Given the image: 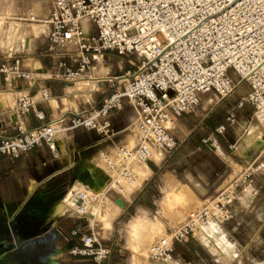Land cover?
I'll return each instance as SVG.
<instances>
[{"label": "built area", "instance_id": "2783aa9c", "mask_svg": "<svg viewBox=\"0 0 264 264\" xmlns=\"http://www.w3.org/2000/svg\"><path fill=\"white\" fill-rule=\"evenodd\" d=\"M28 14L48 30L52 45L78 48L76 66L62 63L65 81L82 79L84 73L93 71L94 59L106 51L138 60L133 71L110 79V91L99 105L73 111L69 117L29 126L25 118L34 111L36 99L22 93L14 108L16 133H0V153L13 157L43 143L56 149L61 135L70 136L80 127L95 130L107 140L116 135L110 112L127 101L136 112L129 127L133 142L103 154L109 180L100 201L108 190L117 191L124 200L133 194L139 171L155 154L178 147L176 118L198 106L205 93L214 91L224 99L246 82L250 91L237 106L251 103L256 117L264 121V0H53L45 16ZM0 73L5 81L35 78L23 67L20 53L12 62H2ZM49 98L44 89L41 99ZM35 115L44 118L42 112ZM235 120V113L227 117L228 123ZM226 128L219 125L216 132L222 134ZM253 164L247 163L219 193L191 211L166 236L155 239L148 262L172 264L177 243L187 242L208 224L232 220L238 188L252 181ZM71 210L81 217L95 216ZM71 253L91 257L92 264H105L111 248L100 232L91 230L82 234V245L73 247Z\"/></svg>", "mask_w": 264, "mask_h": 264}, {"label": "crops", "instance_id": "0c3cea01", "mask_svg": "<svg viewBox=\"0 0 264 264\" xmlns=\"http://www.w3.org/2000/svg\"><path fill=\"white\" fill-rule=\"evenodd\" d=\"M46 15V14H45ZM43 15V16H45ZM40 16V15H39ZM42 16V17H43ZM36 34V33H35ZM43 36L26 37L23 67L32 71L35 78H13L5 81L0 73V133L13 135L16 133L14 108L18 97L28 92L34 95L35 109L25 120L29 126H37L50 122L62 116H70L73 111L91 109L99 105L110 91V79L124 75L136 68V57L119 55L115 51H106L103 56L94 59L95 68L87 71L82 79L96 85L89 93L90 99L84 100L76 89L74 81H65L62 78L65 62L76 66L79 61L77 52H64L58 46L52 45L48 30L44 27ZM28 42V43H27ZM3 61L0 60V65ZM9 62V61H8ZM98 68L99 75L96 74ZM81 83V82H80ZM81 83V87L84 86ZM50 93L49 99H41L42 91ZM250 91V90H249ZM249 93V92H248ZM247 93V94H248ZM230 96V95H229ZM228 96V97H229ZM201 106L194 107L190 112L176 118V137L179 145L174 150L158 151L155 157L146 165L148 178L143 187L136 186V193L125 201V207L116 203L121 198L114 190H108V198L115 204L111 213L120 217L143 205L156 212V202L142 201L148 192L150 182L168 176L177 187L186 190L190 195L198 198L202 205L219 193L237 176L227 174L228 163L225 159L223 133H217L216 128L225 124L231 127L234 124L227 122V117L233 112L222 111L216 114L223 106L224 99L214 91L202 96ZM217 97V102L209 107V103ZM239 103V102H238ZM238 105V104H237ZM35 112H42L43 119H39ZM136 112L131 104L124 101L123 107L111 111L109 119L116 135L105 140L95 130L83 127L75 129L70 136L61 135L56 149H51L43 143L29 152L18 157L0 153V225L4 224L1 236L7 238V245L19 253L24 264H92V258L75 255L71 249L82 245V234L91 230L103 232V242L111 248V255L105 264H145L139 251L130 250L124 239L116 237L114 231L96 225V219L90 216L81 217L74 213L59 212L57 202L64 191L78 180L73 181L72 169L76 160L96 165L102 162L104 153H112L120 144H131L133 135L129 129ZM227 129V128H226ZM132 139V142H131ZM220 140V141H219ZM223 144H226L225 147ZM232 144H228L229 147ZM212 150L223 162L220 170H214L202 175L186 171L179 172L178 164L186 161L193 152L207 149ZM92 171V169H90ZM242 171V170H241ZM116 219V218H115ZM5 222V223H4ZM167 232L176 227L172 219L163 222ZM98 228H103L100 231ZM20 243V244H19ZM192 240L185 244L187 250H192ZM181 243H177L176 246ZM22 245V246H20ZM182 245V244H181ZM175 246V247H176ZM141 261V262H140ZM148 264H154L149 262Z\"/></svg>", "mask_w": 264, "mask_h": 264}, {"label": "rangeland", "instance_id": "374dc122", "mask_svg": "<svg viewBox=\"0 0 264 264\" xmlns=\"http://www.w3.org/2000/svg\"><path fill=\"white\" fill-rule=\"evenodd\" d=\"M52 2L53 0H15L13 8L10 9L11 17L0 24L1 61L12 62V57L16 53H20L22 58L29 57L23 52V47L28 41L26 37L34 38L37 35L42 37L44 27H42L41 22L29 19L28 13L33 11L34 14L42 17L49 12ZM36 26L41 27L39 33L34 34V27ZM67 51L77 52L78 48L70 46L64 50V52ZM95 71L97 75L100 74L98 68ZM234 79L238 80V77L235 75ZM80 82L86 84H82L84 86L81 87ZM74 83L76 89H79L80 97L88 101L90 99L89 93L91 89L96 88V85L84 79L76 80ZM249 90L250 87L246 82L239 84L235 91L224 100L223 106L218 108L216 114L220 115L222 111L230 110L235 113L237 118L236 123L227 127L222 136L226 144L235 145V147L230 148L227 147L228 144H223L224 147L226 145L224 157L228 159L226 160L228 163L227 174L231 177L237 176L247 163H254V177L250 183L243 184L238 188L235 217L225 223H211L202 227V229L213 227L215 230L202 234L201 229L195 237H190L189 241H193L192 250H187L188 246L185 245L187 242L176 246L175 260L172 264H264V121H260L256 117L255 107L251 103L244 102L242 107L237 106ZM217 100L215 97L208 104L209 107L214 105ZM199 105L201 106V103ZM190 155L186 161L178 164L181 174L186 171H193L199 175L208 174L214 170H220L223 164L219 156L209 148L195 151ZM145 178H148L146 166L139 171L137 187L139 185L140 187L144 186ZM158 179L157 177L156 180L150 182L148 192L142 201L159 200L166 194L161 191L162 184L159 183ZM68 188L60 197V201ZM136 191L137 189L134 190L133 195ZM133 195L129 198H132ZM97 203L99 204L98 212L95 211V216L90 217L96 219V225L104 226L110 231L113 230L116 237L124 239L120 230L121 225L129 219L134 209L116 217L114 213H111V207L115 204L108 198L107 194L102 201L99 199ZM201 205V201L191 194L190 201L185 202L176 216L170 219L176 223V226L180 225L191 211ZM69 212L77 215L74 210ZM98 229L104 230L103 228ZM167 233L162 223L159 237H164ZM103 234L101 232V235ZM139 253L142 256L141 260L148 264V251ZM154 264L162 263L154 262Z\"/></svg>", "mask_w": 264, "mask_h": 264}, {"label": "clouds", "instance_id": "9594fccd", "mask_svg": "<svg viewBox=\"0 0 264 264\" xmlns=\"http://www.w3.org/2000/svg\"><path fill=\"white\" fill-rule=\"evenodd\" d=\"M14 3L15 0H0V24L11 17L10 9ZM161 183V191L166 194L156 202V212L137 205L129 219L121 225V234L130 250L151 252V245L159 237L162 223L175 217L185 202L190 201V194L172 183L167 175L161 178Z\"/></svg>", "mask_w": 264, "mask_h": 264}, {"label": "water", "instance_id": "95a60500", "mask_svg": "<svg viewBox=\"0 0 264 264\" xmlns=\"http://www.w3.org/2000/svg\"><path fill=\"white\" fill-rule=\"evenodd\" d=\"M92 169V171L90 170ZM72 178L73 181L78 180L84 185L88 186L95 191L101 192L105 187L109 180V176L105 173V171L96 165L93 162L90 163H83L80 162L79 159L76 160V165L72 169ZM116 203L121 206L125 207V201L122 198H118ZM0 206H2L0 201ZM4 224L0 225V264H24L23 261L21 262L19 253L16 250H12V245H7V238H5L3 234L4 231ZM20 244V243H19ZM22 246V245H20Z\"/></svg>", "mask_w": 264, "mask_h": 264}, {"label": "bare ground", "instance_id": "6f19581e", "mask_svg": "<svg viewBox=\"0 0 264 264\" xmlns=\"http://www.w3.org/2000/svg\"><path fill=\"white\" fill-rule=\"evenodd\" d=\"M41 26L34 27V34L39 33ZM43 27V25H42ZM132 142V139H131ZM103 159V157H102ZM104 168L101 167V163L97 164L102 169H106V165L104 160H102ZM99 193V191H95L94 189L89 188L88 186L84 185L81 182H75L72 184L67 192L65 193L63 199L57 202L58 211L63 213L71 209H75L82 213L91 212L96 213L99 209V204L97 203L100 199V195L104 192ZM96 211V212H95ZM5 223V222H4ZM215 230L213 227H205L202 229V234H206L207 232H212Z\"/></svg>", "mask_w": 264, "mask_h": 264}]
</instances>
